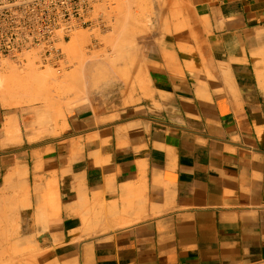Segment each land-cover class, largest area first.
I'll use <instances>...</instances> for the list:
<instances>
[{"label": "crops", "instance_id": "obj_1", "mask_svg": "<svg viewBox=\"0 0 264 264\" xmlns=\"http://www.w3.org/2000/svg\"><path fill=\"white\" fill-rule=\"evenodd\" d=\"M195 2L216 72L201 97L192 77L164 71L154 85L163 114L78 133L90 146L84 155L44 168L60 193L56 225L66 242L57 259L66 264L264 263V0ZM222 73L234 94L217 86ZM158 88L167 89L169 101ZM87 118L78 117L73 130ZM14 120L0 107L2 170L11 159L28 158L7 152L17 145L4 148ZM96 145L104 165L91 154ZM74 177L79 192L69 184Z\"/></svg>", "mask_w": 264, "mask_h": 264}, {"label": "rangeland", "instance_id": "obj_2", "mask_svg": "<svg viewBox=\"0 0 264 264\" xmlns=\"http://www.w3.org/2000/svg\"><path fill=\"white\" fill-rule=\"evenodd\" d=\"M195 3V0H98L95 5L97 21L74 31L73 37L78 35L79 39L66 46L67 69L64 71L41 70L32 61L22 66L9 60L0 62V107L15 113V120L9 122L6 130L10 142L4 148L17 145L7 152L28 155L24 162L19 157L7 163L18 162L19 169L31 172L42 165L41 172L45 176L42 193L47 207L52 209L61 199L56 177H50L45 170L53 162L70 165L85 153L86 145L75 135L134 118L163 114L164 104L154 100L157 96L154 85L165 78L164 71L174 78L192 77L190 81L198 84L199 97L203 94V85L215 80L216 72L209 70L206 55L210 48L206 23ZM35 75L39 76L38 80ZM223 76L225 79L217 86L223 85L234 94L229 73ZM157 91L161 98L169 101L166 88ZM216 91L223 95L224 88ZM78 117H89L84 119L88 124L73 130ZM84 138L89 141L91 135ZM69 144L72 153L68 152ZM99 146L92 147L97 148L93 155L97 157L98 166L106 163ZM36 152L43 154L37 164L33 158ZM3 168L5 170L0 168V189L3 191H0V202L6 197L2 194L7 197L11 194L1 186L5 171H9L5 163ZM3 204L0 214L14 211ZM59 208L60 205L57 215ZM28 210L26 203L19 204L17 213L8 215L11 231H5V227L8 229L5 225L0 227V234L6 233L0 240V259H9L1 264H19L20 259L33 256L38 257L37 264L68 263V259H57L58 252H64L63 247L58 246L66 242V236L57 232V215ZM101 215L99 218L109 220ZM44 235L48 238L43 242ZM4 251L21 255L4 256ZM69 252L73 254L74 249ZM75 262L78 259L72 264H77Z\"/></svg>", "mask_w": 264, "mask_h": 264}, {"label": "built area", "instance_id": "obj_3", "mask_svg": "<svg viewBox=\"0 0 264 264\" xmlns=\"http://www.w3.org/2000/svg\"><path fill=\"white\" fill-rule=\"evenodd\" d=\"M98 0H0V62L67 69L66 46L96 21Z\"/></svg>", "mask_w": 264, "mask_h": 264}, {"label": "bare ground", "instance_id": "obj_4", "mask_svg": "<svg viewBox=\"0 0 264 264\" xmlns=\"http://www.w3.org/2000/svg\"><path fill=\"white\" fill-rule=\"evenodd\" d=\"M123 6V5H122ZM127 7H128V5H127ZM122 10H123V8H122ZM118 25V24H117ZM182 29V28H181ZM119 31V30H118ZM142 32V31H141ZM117 33V32H116ZM123 34V33H122ZM119 35V34H118ZM74 36V35H73ZM78 36V35H77ZM77 36H75V37H72L73 39L70 41V42H76V40H78L79 38L77 37ZM174 36V35H173ZM108 61V60H107ZM127 62V61H126ZM143 64V63H142ZM96 65H98V64H96ZM126 65V64H125ZM48 70V69H47ZM39 79V76H37V75H35V80H38ZM155 107H158V105L157 106H155ZM158 110V109H157ZM118 130V134H120L121 133V129H117ZM126 133V132H125ZM122 134V133H121ZM119 136V135H118ZM120 137V136H119ZM99 139V138H98ZM96 141V140H95ZM99 141V140H98ZM69 148V149H68ZM68 152H69V150H70V153H72L71 152V150H73V149H70V144H69V146H68ZM103 149V148H102ZM94 150V149H93ZM39 151V150H38ZM90 153V152H89ZM96 153V152H95ZM69 154V153H68ZM91 154H93V153H91ZM88 156V155H87ZM33 158L35 159V164H37L40 160H42V158H43V154H42V152H36V153H33ZM55 159V158H54ZM18 162H13L12 164H9L8 165V163L6 162L5 163V167L6 168H9V171L7 172V171H5L6 173H5V176H4V180H3V182H4V184L3 185H1V186H3V190L4 191H6V193L7 192H11V194H10V196L8 195V197H7V195L6 194H2L3 195V197L4 196H6L5 198H3L2 199V201H4L5 199H6V203H2V201L0 202V207H1V205L3 204L4 206H9V209L12 207L13 209H14V211H11V212H9V214L8 215H10V214H14V213H17V208L19 207V204H21V203H26V207L27 208H29V210L28 211H30L31 213H33V212H35V211H37V212H39V211H41V212H43V214H49L50 213V215L51 214H55V215H57V213H58V203L56 204V205H54L53 206V208L51 209V208H49V207H47V204H46V197H45V195H44V193H42L43 192V190L45 189V187H44V184H43V179H44V174L41 172V167H42V165H41V167H39L38 169H36V170H34L33 172H31L30 170H22V169H19L20 168V164H17ZM35 167H37V166H35ZM56 169V168H55ZM82 171V170H81ZM80 171V172H81ZM77 173V172H76ZM73 181H75V182H73V183H71V181H70V186L73 188V189H75L76 191H80V189H82L81 187H83V186H81V184H80V182H81V179L80 180H78L77 178H75ZM54 188V187H53ZM0 191H2L1 189H0ZM3 192V191H2ZM1 192V193H2ZM45 192V191H44ZM78 192H75V193H78ZM0 193V194H1ZM79 194V193H78ZM94 197V196H93ZM95 199H96V197H94ZM95 199H94V201H95ZM26 201V202H25ZM111 201V200H110ZM90 203H91V200H90ZM111 203V202H110ZM87 204H88V202H87ZM95 207V206H94ZM96 209V208H95ZM99 209V211H100V208H98ZM63 211V210H62ZM68 211V210H67ZM116 211V210H115ZM123 211V210H122ZM95 212V211H94ZM103 212H106V211H103ZM118 212V211H117ZM125 212V211H124ZM101 213V212H100ZM19 215H26V214H24V213H18ZM105 214V213H104ZM103 214V215H104ZM112 214V213H111ZM8 215H7V213L6 212H3V213H1L0 214V227L2 226V225H5V226H7L8 227V229H6V227H5V231H7V232H10L11 231V226H10V223H9V218H8ZM96 215H98V214H96ZM101 215V214H100ZM103 215H101V216H103ZM108 215H110V213L108 214ZM114 215H115V212H114ZM58 216V215H57ZM65 217V216H64ZM69 217V216H68ZM99 217V216H98ZM104 218V217H103ZM108 218H109V216H108ZM38 220V219H37ZM42 220L44 221L45 219L44 218H42ZM104 220V219H103ZM39 221V220H38ZM118 223H120V222H118ZM47 224V223H46ZM35 225V224H34ZM48 225H51L49 222H48ZM103 225V224H102ZM105 225V224H104ZM36 226V225H35ZM38 226H40V225H38ZM108 226V225H107ZM120 226V225H119ZM122 226V225H121ZM37 227V226H36ZM35 227V228H36ZM44 228V227H43ZM119 228V227H118ZM43 230V229H42ZM41 231V230H40ZM6 234V233H5ZM3 232L0 234V240L1 239H3L4 238V236L3 235H5ZM6 236V235H5ZM45 238H48V236H43V239H42V241L45 239ZM56 238H58V237H56ZM40 239V238H39ZM47 240V239H46ZM49 240V239H48ZM56 240V239H55ZM44 242V241H43ZM47 242V241H46ZM1 244V243H0ZM58 245V244H57ZM45 246V245H44ZM48 248H50V247H48ZM44 250H46V249H44ZM41 251V250H40ZM41 253V252H40ZM68 253V252H67ZM4 256L5 255H13V256H19V255H21V253H19L18 254V252H13V253H11V252H5L4 251V254H3ZM67 255V254H66ZM71 256H72V254H71ZM70 256V257H71ZM38 258V257H37ZM37 258H35L34 256H33V258H30V259H20L19 260V264H34V261H35V263H36V260L35 259H37ZM41 257H39V259H40ZM34 259V260H33ZM7 260H9V259H0V264L1 263H3L4 261H7ZM41 260H42V258H41ZM73 260H75V259H73ZM31 261H33V262H31ZM39 261V260H38ZM59 263V262H58ZM61 263V262H60ZM75 263H77V262H75ZM37 264V263H36ZM62 264V263H61Z\"/></svg>", "mask_w": 264, "mask_h": 264}]
</instances>
